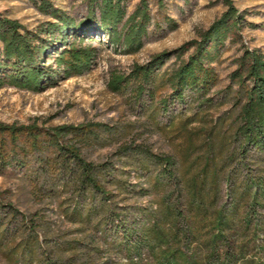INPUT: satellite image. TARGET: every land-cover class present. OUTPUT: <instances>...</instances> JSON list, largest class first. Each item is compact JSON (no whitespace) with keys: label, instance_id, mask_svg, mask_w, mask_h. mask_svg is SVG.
<instances>
[{"label":"rangeland","instance_id":"374dc122","mask_svg":"<svg viewBox=\"0 0 264 264\" xmlns=\"http://www.w3.org/2000/svg\"><path fill=\"white\" fill-rule=\"evenodd\" d=\"M49 1L76 20L88 12V0ZM147 1L151 22L139 51L124 53L103 31L91 30L83 44L95 46L97 55L82 75L41 92L0 88V122L43 130L85 127V133L64 143L102 172L103 178L96 171L92 177L110 193L116 214L114 220L102 221L99 214L91 222L79 221L80 212L85 217L90 206L100 207V199L79 188L77 161L49 145L34 149L22 136L16 150L26 165L0 163V264H154L165 244L153 250L143 241L138 252L130 248L156 218L167 233L181 230L170 247L179 248L183 264H220L233 255L231 264H264V205L253 203L264 179V152L239 154L245 89L232 78L245 49L264 52V0H234L244 15L242 28L230 35L214 62L215 81L201 93L187 90L182 101L169 100L165 107L168 79L180 62L175 50L198 38L226 6L223 0ZM139 2L127 0L128 13ZM0 16L28 28L49 18L34 0H0ZM163 51L172 52L170 59L138 94L141 80L133 70ZM115 74L131 75L119 91L110 87ZM46 136L41 135L40 145ZM11 147V138L0 135L6 160ZM66 164L74 174L63 169ZM196 191L205 201L201 207L190 203ZM168 206L175 208L171 215ZM222 209L233 216L219 227L216 212Z\"/></svg>","mask_w":264,"mask_h":264},{"label":"trees","instance_id":"16d2710c","mask_svg":"<svg viewBox=\"0 0 264 264\" xmlns=\"http://www.w3.org/2000/svg\"><path fill=\"white\" fill-rule=\"evenodd\" d=\"M36 7L49 18L35 28H28L18 19L0 16V88L12 86L34 92H41L57 84L59 80L82 75L93 65L97 49L92 45H85L86 35L91 30L103 31L109 42L117 49L121 47L124 53L139 51L147 36L151 14L147 0H140L135 9L128 13L127 0H88V12L84 18L76 20L62 8L52 4L49 0H34ZM226 9L210 26L199 33V37L191 39L175 50L180 59L177 68L172 72L168 81L170 93L161 103L162 107L172 101H182L187 90L204 92L215 81L214 62L220 56L222 47L233 32L242 28L244 15L234 4V0H223ZM95 39L89 36V41ZM59 45V46H57ZM193 49L186 59L182 55ZM171 51H163L153 55L146 63L136 65L133 75L141 80L137 93L143 92L145 84H151L156 72L170 59ZM53 64H50L49 61ZM131 75L115 74L110 82L114 91H119L130 81ZM240 86L245 89V100L240 111L239 132L242 145L239 154L248 157L251 152H264V52L259 48L245 49L239 58V65L232 73ZM84 126L61 124L51 128L39 127L36 124L16 125L0 122V135L11 138L12 145L6 155H0V163L5 165L25 166L26 160L22 153L17 152L18 139L26 136L31 140V146L39 150L42 145H49L56 149L59 156L76 160L81 170L80 189L89 191L91 196L100 199V207L90 206L83 217L80 212L79 221L91 222L101 216V220L115 219L111 213L110 193L104 186L92 177L95 171L102 177V172L80 156V151L74 145L64 143L69 137L80 136L85 133ZM45 133L47 142L38 141ZM63 169L74 174L76 171L68 164ZM105 176L107 174L103 173ZM103 178V177H102ZM258 190L254 194L253 203L264 205V179L258 182ZM195 185V184H194ZM195 188V186H194ZM196 189V188H195ZM239 202V201H238ZM191 205L201 207L205 201L200 192H194L190 200ZM237 203V202H236ZM237 207V205L235 206ZM168 215L175 212V208L168 206ZM216 212V221L221 226L230 224L233 216L230 209ZM100 211V212H99ZM111 213V214H110ZM95 215V216H94ZM232 215V216H231ZM249 222V220H248ZM163 222L156 218L150 226H143L141 236L134 237L131 250H141L142 242L149 243L154 250L163 244L166 250H161L155 257L154 264H183L178 249L174 252L171 245L179 239V232H165ZM263 228V226H257ZM179 229V228H178ZM211 240V243H215ZM161 243V244H160ZM236 256L226 258L220 264H231ZM236 262V261H235Z\"/></svg>","mask_w":264,"mask_h":264}]
</instances>
